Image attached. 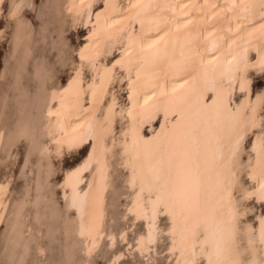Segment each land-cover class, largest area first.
I'll return each mask as SVG.
<instances>
[{"label":"bare ground","instance_id":"1","mask_svg":"<svg viewBox=\"0 0 264 264\" xmlns=\"http://www.w3.org/2000/svg\"><path fill=\"white\" fill-rule=\"evenodd\" d=\"M98 2L66 0L90 36L68 82L49 91L43 123L56 137L57 153L88 145L82 161L66 172L63 188L87 254L105 234L110 137L121 114L125 123L117 143L131 188L125 214L144 221L129 245L148 252L157 240L158 216L166 212L176 264H197L200 254L204 264H264V213L254 233L247 227L253 254L245 261L237 246L241 210L234 194L242 144L262 118L263 94L252 95L250 72L264 70V0H103L95 11ZM21 9L16 3L12 15ZM118 44L122 52L107 68L105 56ZM117 69L128 90L124 104L110 89ZM236 89L245 92L238 102L232 100ZM159 115L156 128L144 133ZM250 146L253 185L243 193L264 204L263 134H255ZM8 188V181L0 183V222ZM119 235L126 239V231ZM107 236L114 243V234ZM123 255L115 252L108 264Z\"/></svg>","mask_w":264,"mask_h":264},{"label":"rangeland","instance_id":"2","mask_svg":"<svg viewBox=\"0 0 264 264\" xmlns=\"http://www.w3.org/2000/svg\"><path fill=\"white\" fill-rule=\"evenodd\" d=\"M19 2L21 12L13 16V6ZM102 4L103 0H99L95 11H99ZM89 33L88 25L75 22L73 13L66 7V0L1 2L0 183L8 181L9 188L6 210L0 222V264H108L117 251L124 255L115 264H176L175 254L169 250L171 238L167 228L170 219L166 212L158 216L157 240L148 252H141L132 245L137 234L144 230V221L134 222L131 214H125L131 188L126 178L128 167L121 163V145L117 143L125 123L121 114L116 117L110 137V140L114 137V146L106 194L105 234L98 248L87 254L84 240L77 233L76 209L68 203V194L63 193L64 177L71 167L82 161L88 145L74 152L63 149L57 153L56 137L43 123L49 91L53 86H64L76 71L80 47L89 40ZM121 52V44H118L105 56L107 68L116 62ZM250 74L252 95L260 92L263 100L261 122L246 134L240 150L243 167L234 191L241 210L237 246L245 261L253 254L247 227L250 225L253 230L258 217L264 213L263 200L243 193L244 188L253 185L249 165L253 157L251 141L257 133L264 137V70L252 69ZM120 75L121 70L117 69V78L110 89L118 103L124 104L128 90ZM90 77L91 70L86 66L84 78L87 81ZM101 79L102 75L98 77V84ZM244 93V90L236 89L232 100L240 101ZM160 119L159 115L152 124H147L144 133L149 135ZM92 168L84 174L83 185ZM123 230L127 235L122 240L119 232ZM110 232L115 236L112 244L107 236ZM254 243L257 245L258 242ZM204 260V254H200L197 264H204Z\"/></svg>","mask_w":264,"mask_h":264}]
</instances>
